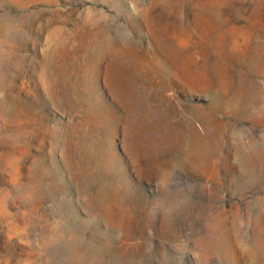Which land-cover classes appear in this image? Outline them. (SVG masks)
<instances>
[{
  "label": "rangeland",
  "instance_id": "1",
  "mask_svg": "<svg viewBox=\"0 0 264 264\" xmlns=\"http://www.w3.org/2000/svg\"><path fill=\"white\" fill-rule=\"evenodd\" d=\"M0 264H264V0H0Z\"/></svg>",
  "mask_w": 264,
  "mask_h": 264
}]
</instances>
